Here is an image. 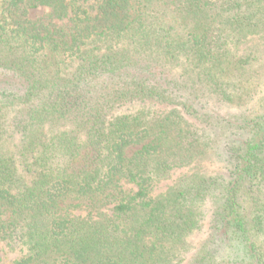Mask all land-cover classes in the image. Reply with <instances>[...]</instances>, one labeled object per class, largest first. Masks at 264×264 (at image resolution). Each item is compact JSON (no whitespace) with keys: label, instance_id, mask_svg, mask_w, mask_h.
<instances>
[{"label":"trees","instance_id":"16d2710c","mask_svg":"<svg viewBox=\"0 0 264 264\" xmlns=\"http://www.w3.org/2000/svg\"><path fill=\"white\" fill-rule=\"evenodd\" d=\"M0 264H264V0H0Z\"/></svg>","mask_w":264,"mask_h":264},{"label":"rangeland","instance_id":"374dc122","mask_svg":"<svg viewBox=\"0 0 264 264\" xmlns=\"http://www.w3.org/2000/svg\"><path fill=\"white\" fill-rule=\"evenodd\" d=\"M45 12H46L45 9H36V10L30 11V17L37 18L39 16H42Z\"/></svg>","mask_w":264,"mask_h":264}]
</instances>
